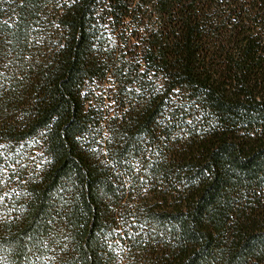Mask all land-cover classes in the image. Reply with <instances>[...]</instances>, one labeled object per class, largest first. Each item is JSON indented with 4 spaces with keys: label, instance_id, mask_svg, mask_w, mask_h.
I'll return each instance as SVG.
<instances>
[{
    "label": "trees",
    "instance_id": "16d2710c",
    "mask_svg": "<svg viewBox=\"0 0 264 264\" xmlns=\"http://www.w3.org/2000/svg\"><path fill=\"white\" fill-rule=\"evenodd\" d=\"M0 264H264V0H0Z\"/></svg>",
    "mask_w": 264,
    "mask_h": 264
},
{
    "label": "rangeland",
    "instance_id": "374dc122",
    "mask_svg": "<svg viewBox=\"0 0 264 264\" xmlns=\"http://www.w3.org/2000/svg\"><path fill=\"white\" fill-rule=\"evenodd\" d=\"M103 86L106 88V87H108V84H104Z\"/></svg>",
    "mask_w": 264,
    "mask_h": 264
}]
</instances>
